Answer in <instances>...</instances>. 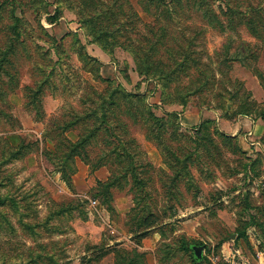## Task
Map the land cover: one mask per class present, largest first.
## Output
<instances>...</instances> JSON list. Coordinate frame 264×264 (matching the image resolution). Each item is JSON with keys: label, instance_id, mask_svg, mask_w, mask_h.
I'll list each match as a JSON object with an SVG mask.
<instances>
[{"label": "rangeland", "instance_id": "1", "mask_svg": "<svg viewBox=\"0 0 264 264\" xmlns=\"http://www.w3.org/2000/svg\"><path fill=\"white\" fill-rule=\"evenodd\" d=\"M245 1L239 0L244 6ZM248 1L264 5V0ZM211 2L217 13L220 8L226 12L219 0ZM161 3L163 7L171 8V0H161ZM187 9L184 15L181 12L172 15L177 22L172 32L187 52L177 57V64L187 55L185 65H180L188 68L177 73L170 84L160 79V85H157V81L138 75L133 57L124 48L133 52L145 42L149 26H155L153 18L141 10L137 0H0V49L9 40L16 46L8 63H0L6 72L0 82L7 83L6 96L0 99V264H100L98 256L107 245L120 243L117 241L128 236V231L139 219L146 218L149 223V217L157 219L158 225H166L155 246L161 263L191 264V253L178 250L180 236L175 231L185 226L182 223L191 218V208L199 205L205 207L202 218L205 227L201 231L203 245L200 246L210 250L211 257L218 258L217 244L233 233L244 234L245 238L247 223L251 225L259 219L264 226V205H254L257 213L253 214L248 212L249 206L245 209L240 195L230 198L237 183L245 188L252 184L254 177L261 178L264 173L262 155L249 161L245 155L236 154L237 140L226 145L221 143V138L214 135L212 122L191 127V109L216 110L217 96L222 94V87L214 82L212 75L205 73L207 77L203 78L200 71L204 65L217 69L227 41L231 44L230 54L238 51L241 57V53H252L253 58L248 56L245 62L249 68L237 61L228 63L230 79L243 82L249 91L258 85L259 78L255 73L264 76V43L244 28H238L236 34L214 29L208 26L201 12L191 10V7ZM76 15L84 22L79 23ZM15 17L22 20L17 24L22 32L18 42L14 41L16 34L6 29ZM47 19H56V22ZM178 23L189 28H182ZM191 26L202 30L192 47ZM89 27L102 28L114 35L108 40L112 60L106 54L101 58L108 57L106 64H100L103 78L113 80L115 85L130 93L145 94L151 112L167 122L166 128H171L174 115H177L179 125V119L186 114L190 125L187 128L179 125L181 138L175 141L164 129L158 135L151 123L143 121L144 117L139 116L135 123L128 116L120 118L125 124L121 130L127 141V146L122 148L127 151L120 153L118 158L113 155L104 166L109 175L112 172L119 178L125 176L119 181V188L111 190L112 206L119 211L115 210L112 215L102 205V199L96 196L97 183L88 171H84L85 163L75 157L76 173L70 188L62 180L60 165L55 158L48 157L60 155L56 150L55 128H63L64 121L69 119L67 110H82L79 106V96L84 88L81 83H87L99 92L106 89L105 83L84 69L78 57V53L84 51L97 60L93 55L101 51L87 37ZM160 48L159 57L167 62L168 55L162 50L163 46ZM191 50L200 59L199 69H191ZM204 80L208 82L207 86H201ZM39 84L43 87L40 93L37 92ZM162 85L169 87L165 106L178 109V112H171L172 115L163 113L156 104L163 98ZM226 88L230 90V87ZM262 93L260 101L257 96V100L254 98L260 106H264V91ZM32 101L38 103V107L35 108ZM81 127L73 128L64 136L77 141ZM146 131H151L147 138ZM113 142L117 145L116 140ZM180 146L186 152L191 151L192 184L189 190L183 177L172 188L170 170L163 164L164 159L172 160L170 156H163L167 151L165 147L178 149ZM99 149L89 148V158L94 159ZM131 156L143 164L133 163L140 185L131 180L130 170L134 167L129 166ZM159 163L164 167H158ZM175 165L179 169L182 167V163ZM126 166L125 171L120 169ZM132 207L136 209L135 214H131L135 218L129 224L128 212ZM217 214L223 215V220ZM227 215L235 227H228L224 220ZM247 220L249 222H245ZM112 229L114 233H111ZM131 242L125 241V246H130ZM204 255L206 252L201 255V259H206L203 264H213ZM101 264L108 262L105 260Z\"/></svg>", "mask_w": 264, "mask_h": 264}, {"label": "trees", "instance_id": "2", "mask_svg": "<svg viewBox=\"0 0 264 264\" xmlns=\"http://www.w3.org/2000/svg\"><path fill=\"white\" fill-rule=\"evenodd\" d=\"M137 1L141 10L153 18L155 26H149L147 36L144 38L145 42L143 44L140 43L138 48L133 50V52L129 51L130 49H128V47L124 48L133 57L138 75L157 81V85H160V79L165 80L168 84H170V80H172L177 73H183L186 68H188V66H184L183 68L180 65H185L184 61L187 60V55L186 58L182 60V63L177 64V57L181 54H187V52L184 51V46L179 43L178 38L172 32L175 28V23L177 24L172 15H175L178 12H181V14L184 15L185 10H188V7H191V10L194 9L197 12H201V16L204 20H206L208 26L214 29H219L220 31L229 30L232 34H236L238 28H244L252 36H254L255 39L264 43V5L261 3L254 5V3L246 0V5L244 6L239 2V0H219L225 6L226 12L222 11L220 8L219 13H217L213 8L211 0H171V8H167L165 6L163 7L161 0ZM109 10L112 12L111 8H109ZM76 16L78 18V15ZM78 20L79 23L84 22L83 19L78 18ZM88 20L89 21L87 22L90 23L92 18ZM20 21H22L21 18L15 17L13 24L6 28L16 34L14 40L15 42H18L20 40L19 38L22 36L20 27L19 29L17 27V24H19ZM47 21L55 23L56 19H47ZM178 24L182 25V28L186 27L183 23ZM38 27L41 31H43L41 26ZM192 31L193 36L191 37V47L194 45L195 39L201 34L202 30L191 26V32ZM86 35L90 38L94 45H96L109 57L110 60H112L113 53L108 50L110 45L108 40L114 38V35H111L102 28L97 30L92 29V27L87 29ZM9 38L11 39L12 37L10 36ZM12 42L13 40H9L5 47L0 49V63H8L9 56L16 50V46L14 42ZM56 42L55 44H57ZM230 45L231 44L228 41L223 45L221 51V56H223V58H221L217 63L216 70L204 65L202 71H200L203 74V78L207 77L205 76V73L210 76L212 75L214 82L222 87V94L217 96L219 100L216 103V110L221 112L222 117L229 120L235 119L238 116H247L258 118L264 123V106H260L252 98L251 92L245 88L243 82L239 80H231L228 76V72L230 71V67L228 66L229 62L237 61L247 67L248 65L245 62L249 58L252 59L253 55L252 53H248L249 55H247V53H241V57H239L238 51H234L230 54ZM161 46H163L162 50H165L168 55L167 62H164L163 58L159 57ZM243 49L247 52L250 51L247 50V47L246 49L243 47ZM78 57L83 63L84 69L93 74V77L99 82L105 83L106 89L99 92L87 83L82 82L81 84L84 88L82 91L80 90L82 93L79 96V106L82 107V110L76 111V109L70 108L67 110V116L69 119L64 121L62 125L63 128L61 126L59 128L60 130L55 128L56 137H58L56 138V150L59 151L60 155L56 156L55 154H52L48 157L50 159L55 158V161L60 165L58 167L61 168L62 180L65 182L66 186L70 188H72V176L76 173V169L73 167L75 157L85 163L88 167L89 173L92 174L99 168L106 166L108 164V160L113 155L118 158L120 153L127 151V148H122L127 146V141L123 138V133L125 132L121 130L122 126L125 125L123 123L124 121L120 119L123 116H128L129 119L132 120V123H135V120L139 116L144 117L143 121L151 123L158 135L160 130L162 131L164 129L165 133H168L173 140L177 141L181 138L178 134L179 125L176 123L177 115L173 114L174 120L170 126L171 128H166V126H168L167 122L158 119L151 112V106L147 103L145 94H139L138 92L130 93L123 89L120 85H115L113 80L104 79L101 76L100 71L101 63L88 56L84 51L78 53ZM12 63L14 62L12 61ZM199 63L200 59L194 56L193 51L191 50V69H199ZM96 65L98 68H95ZM3 73L6 74L0 65V80ZM255 76L259 78V84L264 91V76L258 72L255 73ZM200 80H202V78ZM200 84L201 86H207L208 82L204 80ZM6 87V82H0L1 100L2 97L6 96ZM41 87L42 84H39L37 90L38 93L42 92L43 87ZM226 87H230V90L227 91ZM168 88V85H162L161 90L163 98L160 100L162 105H165L166 101H168L166 98L168 95ZM32 104H34V107L36 108L38 103L32 101ZM169 115H172V113ZM113 119H115V121H113ZM208 122L209 121H207V123ZM204 123L206 124V122ZM80 125L83 127H81V134L78 136L77 141L72 142L64 136V133ZM214 131V135L220 137L221 143L224 145L237 140L235 137H229L219 133L216 128ZM150 133L151 131H146L145 137L147 138ZM113 140L117 141V145H115ZM262 140L264 142V138ZM131 141L133 142L132 138ZM93 147H100V152L94 159H90L88 149ZM121 148L122 150L120 152ZM165 149L167 151L163 154V156L166 157L167 155L172 159L170 161L164 159L163 161L165 167L170 170V173L168 174L169 178H171L169 182L170 186L173 188L176 181L183 177V180L187 183L189 190L192 184V176L190 172L191 151L186 152V150L181 149V146L178 149H172V147H165ZM234 149L236 154L243 155L238 146H235ZM134 158L135 157L131 156L129 166H134L133 163H139L138 160H135ZM180 163H182V167L179 169L175 164L178 165ZM51 164L55 163L52 162ZM142 165L143 164L139 163V166ZM127 168L128 167L126 166L120 169L125 171ZM136 170L135 166L131 167V180L132 183H139L140 185L141 181L138 178ZM110 174L111 175H109L107 181L97 182L96 196L99 199H102V205H104L107 212L112 215L115 212V209L112 206L113 196L111 190L113 188H119V181L125 176L119 178L114 176L112 172ZM133 208L134 207H132L129 212L130 215L127 222L129 224L135 218V215H131L132 212L133 214L136 212V209ZM137 216H141V213H137ZM149 221L150 222L147 223L146 218L143 220L139 219L137 223H135V226L128 231L131 236V240L134 241L135 245L140 246L142 240L148 237L153 230L158 231L161 237L164 234L162 228L166 225H158L157 219L152 217H149ZM241 238H244V234L238 233V238L236 240ZM179 240L178 250L183 251L186 254L191 253V264H203V262H206V259L204 258L201 261L196 259L193 253L194 246H200L203 244L186 240L183 237H180ZM220 245L221 243L218 244V251ZM109 252H113L115 254V264H146V259L143 254L138 253L136 250L128 251L119 247V245L112 246L110 249L105 247V249H103V251L99 254L97 261L100 262L101 259ZM219 256L220 255L218 254L217 257L219 258ZM159 262H161L160 259Z\"/></svg>", "mask_w": 264, "mask_h": 264}, {"label": "crops", "instance_id": "3", "mask_svg": "<svg viewBox=\"0 0 264 264\" xmlns=\"http://www.w3.org/2000/svg\"><path fill=\"white\" fill-rule=\"evenodd\" d=\"M98 52L96 51L95 53L96 55L93 56H95L97 60L100 61L101 64L103 65L106 64V62L108 61V57L106 56V59L103 60L101 58H103L105 54L102 53L101 51ZM97 54L99 55L97 56ZM249 91L251 92V94H253L252 95L253 99L254 98L256 99V96L259 99L258 101H260L263 98L262 97L263 89L261 88L259 82L254 89L250 88ZM139 94H143V93L139 92ZM156 104L160 106L159 109L163 113L178 112V109H175L174 107H168L162 105L159 102V99L158 101H156ZM183 116H184L183 119L182 118L179 119L180 122L179 125L180 127L187 128L190 126L188 121L189 117H187L186 114H184ZM207 121L212 122L214 124L213 127H215L219 131V133L225 136L235 137L237 139V144L239 149L241 150L243 155H245V157L249 159V161L255 159L258 155H262V157L264 158V142L262 140L264 138V123L260 119L255 117L238 116L231 121L229 119L222 117L221 112L219 110L208 109V108H205L204 110H200L197 108L191 109V127ZM158 167H164V166L163 164L159 163ZM85 170L88 171L89 173L87 166L84 168V171ZM90 175L93 178V182L95 183H97L98 181L105 182L109 177V173L106 169H104V167L99 168L97 171H95ZM263 178H264V173L261 175V178L259 180H257V178L254 177L252 184L251 185L248 184L247 187L245 188L239 187V185L241 184L240 182L237 183V187L233 191V194L231 193L230 198L240 195V197H242L243 203L245 204V209L246 208L248 209L249 206L248 212L256 214L257 212L254 205L256 206L264 205V196L262 195L260 190V183L263 180ZM73 180H76V177L75 179L73 178ZM203 211H205V207H202V205L196 206L195 208H191V218L183 221L182 224H185V226L181 230L179 229L175 231V233L176 234L178 233L180 237H183L186 240H191L194 242L201 243V241L203 240L202 229L205 227V225L203 226L204 221L202 220L204 216ZM229 215H227L228 218L224 220H226L228 227L231 228L235 227L236 224L234 223L233 220H231ZM217 216L221 220H223L224 218V216L220 214H217ZM227 219H229V221ZM245 222H249V221L247 220ZM247 224L245 226L246 228L244 229L245 239L241 238L236 240L238 238V232L233 233L231 237L226 239L224 242L222 240L218 243V244L221 243L219 248V253H220L219 258H216L214 256L211 257L209 250L205 248L203 252H206L208 256L207 255L204 256H206L208 260H210L213 264H226L221 260V255L225 254L228 256L230 253L234 251H238L241 255L240 257L244 261H247L250 264H256L257 253L261 251L262 249L261 246H263L264 243V232H263L264 226L261 224V220L259 219H257L256 222L254 220L251 225H247ZM160 239L161 236L159 232L153 230L148 237L142 240L140 246L134 244L129 234L128 236L125 235L123 237V240L117 241L120 243L107 245L106 248L110 249L112 246L119 245V247L124 248L128 251L136 250L138 253L143 254L146 259V264H162L161 262H159L157 250L155 248L156 244ZM128 240L132 241L131 245L125 246L124 242ZM105 260H107L108 264H115V254L113 252H109L106 256H104L101 259L100 264L103 263ZM198 260L201 261L202 259L200 258Z\"/></svg>", "mask_w": 264, "mask_h": 264}, {"label": "built area", "instance_id": "4", "mask_svg": "<svg viewBox=\"0 0 264 264\" xmlns=\"http://www.w3.org/2000/svg\"><path fill=\"white\" fill-rule=\"evenodd\" d=\"M260 190H261L262 195L264 196V178L260 183ZM92 204H96V202H92ZM111 233H114L113 229L111 230ZM240 256L241 255L238 251H234L230 253L228 256L225 254H222L221 260L226 264H250L249 262L244 261ZM256 264H264V243H263L261 251L257 253Z\"/></svg>", "mask_w": 264, "mask_h": 264}, {"label": "water", "instance_id": "5", "mask_svg": "<svg viewBox=\"0 0 264 264\" xmlns=\"http://www.w3.org/2000/svg\"><path fill=\"white\" fill-rule=\"evenodd\" d=\"M204 251V246H194L193 253L196 259H200L202 252Z\"/></svg>", "mask_w": 264, "mask_h": 264}]
</instances>
